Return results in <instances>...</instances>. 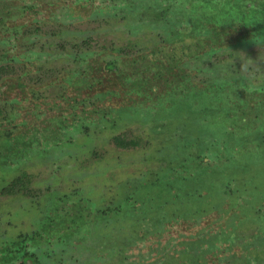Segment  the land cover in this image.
<instances>
[{
    "label": "rangeland",
    "instance_id": "374dc122",
    "mask_svg": "<svg viewBox=\"0 0 264 264\" xmlns=\"http://www.w3.org/2000/svg\"><path fill=\"white\" fill-rule=\"evenodd\" d=\"M148 2H153L157 13L139 17V27L149 29L148 20L162 25V35H169L181 47L180 54L176 51L181 67H170L175 79L171 72L164 73L154 90H159L158 98L139 101L155 105L162 99L164 109L155 105L153 110L161 111L166 119L160 122L167 123L174 115L166 97L174 98L180 86L177 82L183 83L181 73H185V79L194 85L193 92H200L189 102L194 100L200 105L196 108H205L198 133L183 127L181 117L163 141L153 128L157 120L143 123L144 106L135 105L126 110L131 116L137 113L142 121L123 118L119 131L107 129L105 134L95 133L102 130L96 127L83 137L87 140L83 150L74 151L75 161L59 147L45 148L43 143L38 148L36 142L34 152L23 154L18 144L23 155L12 152L5 156L9 165L0 168V191L24 173L29 174L30 183L27 194L0 193V243L33 230L41 216L58 221L57 208H68L69 219L77 222L62 224L61 229L55 223L59 229L50 235L51 242L64 236L69 245L60 255L62 260H56L61 264H264V114L255 107L264 96V0H0V12H9L10 29L20 23L27 29L22 42L11 41L7 52H32V64L23 65L28 76L23 72L19 77L37 83L33 77L37 75L40 85L34 86L38 92L33 94L39 98L53 94L63 73L68 72L62 69L73 65L69 59L74 56L69 49L55 57L51 51L57 43L79 42L89 34L101 58L106 48L112 50L128 41L124 32L127 16L122 14L131 12L134 4L146 8ZM167 9V16L163 15ZM169 10L174 11L170 14ZM166 17L169 22L164 23ZM152 32L146 31L150 41ZM87 56L80 57L86 60ZM43 59L50 68L40 71V65L46 66ZM152 59L156 60L150 56L144 59L146 64L135 62L142 70ZM14 65V73L23 68ZM13 74L5 76L13 78ZM2 90L9 96L16 91L10 92L6 86ZM179 92L176 99L182 97ZM118 97L101 103L127 102ZM224 100L243 102L244 111L238 112L240 116L230 113L225 105L233 108L234 102ZM21 102L14 108L27 107L26 101ZM26 113L22 112L26 123L15 134L42 140L48 127L38 128L39 121ZM148 115L155 118L153 112ZM188 117L193 120V115ZM123 131L140 140L137 148L123 150L111 142L113 133ZM180 133L190 136V141L181 139ZM59 134L71 141L70 133L60 130ZM94 149L100 153L96 160L87 156ZM74 190L84 196L78 194L80 202L74 207V203L57 201ZM51 191L57 198H51ZM23 206L24 214L14 221V210ZM107 207L110 210L103 213ZM51 246L55 248V244Z\"/></svg>",
    "mask_w": 264,
    "mask_h": 264
},
{
    "label": "flooded vegetation",
    "instance_id": "af4514ba",
    "mask_svg": "<svg viewBox=\"0 0 264 264\" xmlns=\"http://www.w3.org/2000/svg\"><path fill=\"white\" fill-rule=\"evenodd\" d=\"M207 1L209 3L217 1L218 3L222 0ZM76 2L80 3V0H76ZM152 3L153 2H148L149 6H146V8L143 5L139 6L134 4L131 6V10H129L131 12L122 14L121 17L125 15L127 16L126 26H128V28H125L124 32H127L128 41L121 46L117 44L112 50L106 48V51H102L101 58L96 53L97 48H94L96 44L93 45L95 41L88 36L89 34L83 36L79 42L71 41L67 42L66 45H64V43H57L55 46L56 48L51 52H55V57H60L63 56L64 53H68V51L71 50V54L74 56H70L69 60H71V64L73 65L69 66L68 69L67 67L62 69L67 70L68 72L63 73V81L60 82V87L57 88L53 94H47L43 97L40 96L41 98L36 96L37 94H33L38 92V90L34 89V86L40 85L38 84L40 77L35 75V72H30L29 74L35 75L33 77L37 83L26 82L23 77H19L23 72L25 77L28 76V74L23 70V65L32 64L34 54L32 52H20L12 55L8 53L9 49H7L8 46L11 45V41L21 43L22 38L27 36L26 26L25 24L20 23L16 26H12L13 28L10 29L11 24L7 21V15L9 12H0V66L5 67L3 71L0 70V143L2 144L0 149L4 150V153L0 151V168L2 165H9L6 161L7 158H5L6 155L11 154L12 152L18 155L32 153L34 152L33 149H35L34 144L36 142L39 143L38 148H41L40 144L43 143L45 144V148H51V146L53 148L59 147L61 152H66L67 155H69L71 158L69 160L75 161L78 158L74 156V151L82 149V146L84 148L87 140H84L83 137L86 138L89 136V132L94 130L96 127L97 129L100 128L102 130H96L95 133L100 131V133L105 134L103 131H106L107 129L119 131V127L124 124L123 118H127L128 121L135 119H140L142 121V118H140L137 113L134 114L136 116H131L126 110V108H132L135 105H137V108L139 105L144 106L141 113L147 115L142 116L144 118L143 123H152V121L157 120L155 123L156 125H153V128L155 131H158L157 136L159 139L163 140L166 133L171 132L177 122H180V119H182L181 117H184L185 119L183 127L187 126L195 128V131L198 133L197 129L200 125L199 120H204L205 118L202 114L205 111V108H196L197 105H200L195 104L194 100L193 102H189L191 98L198 97L200 92H193L192 87L194 85L191 81L185 79V73H181L183 76V83L177 82L180 86H178V91L176 90L177 93H175L176 95L174 98H170L169 95L166 97V99L169 100L167 106L170 107V111L174 115L173 118L167 121V123L160 122V120L166 119V116H163L161 111L158 109L155 111L153 110V106L155 105L164 109L163 103L161 102L162 99H160L155 105L143 104V101L154 99L152 96H155V99L159 97V90H154L157 83L165 76L164 73L169 74L167 72H171L173 78L175 79L177 75H174L175 72L172 73L173 70L170 67H181V64H179V61L176 59H181V56H177L176 53V51H178V54H180L181 47L175 45L174 43L176 41L172 40L169 35H162L160 32L164 30L162 25L157 26L155 21L148 20V25L151 26L149 29L139 27V17H142V15H150V12H153L154 14L157 13V11L154 12L156 8L154 5L152 6ZM172 11L174 10H169V13L171 14ZM102 12H104V10ZM167 12L168 9L166 12L162 13L164 15ZM162 19L164 18L162 17L161 20ZM157 20L159 21L160 18L158 17ZM129 21L132 22V24ZM167 22H169V20L166 17L164 23ZM144 23H146L145 20ZM33 29V36L36 37V32L38 31L36 25H34ZM150 30L154 31L152 32ZM146 31L152 32L151 34L153 38L151 41ZM54 33L56 32L54 31ZM95 53L97 56H94ZM81 54H85L86 56L88 55L86 60L80 57ZM150 56H153V58L155 57L156 60L152 59L154 62L149 63V65L144 68L142 67L141 70V67L138 66V60H142L140 63L146 64L144 59H147ZM14 59L15 61L18 60V62L15 63ZM42 61L43 62L41 63H45L46 66L40 65V71H42L43 68L48 70L50 67L46 64V61L44 59ZM9 63L15 64L14 66L19 69V65L23 68L21 71L18 70V73H14L12 71L11 64L8 65ZM132 64L134 65L132 66ZM159 66H161V69ZM7 74H13V78H7V76H5ZM3 86L8 87L10 92L16 90L14 91L15 94L12 96L7 95V93L2 90ZM179 90L181 92L180 96L182 97L181 99L178 97V99H176ZM32 94L34 96H32ZM202 95H205V93L202 92ZM108 97L109 100L118 97V99L123 101L125 100L127 102L121 104L116 103L113 100L110 101V103L114 106L108 102L103 105L101 102L105 101ZM139 99H142L143 101H139ZM27 100L30 102H27ZM21 101H26L27 107L23 109L14 108L15 105L20 106L22 103ZM31 101L32 104H30ZM140 102H142V104ZM226 102H234L235 107L233 108H231L232 105H225L226 110L230 113L240 116L238 112L244 111V109H242L243 102L233 100H226L225 103ZM2 107H5L6 110L4 111ZM255 107L259 113L264 114L263 95L258 99ZM25 110L29 117L31 115L34 122L39 121V125L37 126L38 128L43 127L45 129V127H48V131L45 130L47 133L41 134L42 140L40 137L27 140L24 136L15 134L16 130L26 123V119L22 117V112ZM150 112H153L155 118L148 115ZM179 113L184 114L182 115ZM196 113H198V120L194 119ZM100 114L103 115L101 120L98 119ZM190 115H193V120L188 117ZM207 119L208 118H206V120ZM60 130L70 133V142H66L62 139L64 136H60ZM182 130L186 131L185 128ZM163 131H165V133H163ZM41 132H44V130ZM180 134L181 139L186 138V142L190 141V136L187 137L185 134ZM107 139L108 138H106V140ZM110 139L116 147L123 150L137 148L140 144L139 139H136L133 136L127 137L124 135V131L119 135H115L113 133ZM170 139L173 140L172 137H170ZM163 141H161V143H163ZM56 143H59L60 146H56ZM62 143L66 146H62ZM18 144L22 147L23 154H19V151L22 150ZM63 147L67 149L64 150ZM87 156L96 160L100 156V153L98 150L94 149L90 150ZM28 183H30L29 174L24 173L21 176L12 178L8 185H3L0 193H8L10 196L27 194ZM78 194L83 196V194L79 193L78 190H74V192L65 194L58 198L57 201L61 200L66 203L70 202L68 204L74 203L71 204V207H74L76 203L80 202V200H77ZM35 198H40V196ZM51 198H57L54 191H51ZM82 198H84V196ZM25 209L26 206H23L14 210V221L18 220V218L15 217H20L24 214ZM108 210L110 209L107 207L103 213ZM45 211L48 210L45 209ZM69 211L70 210L68 208H66V210H59L57 208L58 221H56L57 218L55 217L50 218V215L41 216L37 220V224H35L36 228L33 230H26L14 239L9 240L8 237L6 241L0 243V264H61L56 262V260H62L60 255L66 252L68 249L67 246L69 245L66 244L64 236H59V239H54V241L51 242L50 235H52L51 233H56L58 231L59 226H55L56 224H59L61 229L62 224L77 222L73 218L71 222L68 217ZM38 212L39 215L42 213L40 210H38ZM64 215H66V217ZM67 227L72 226L70 225L64 227L65 230L69 229H67ZM50 243L55 244V248L52 247ZM59 250L60 252H58Z\"/></svg>",
    "mask_w": 264,
    "mask_h": 264
},
{
    "label": "trees",
    "instance_id": "16d2710c",
    "mask_svg": "<svg viewBox=\"0 0 264 264\" xmlns=\"http://www.w3.org/2000/svg\"><path fill=\"white\" fill-rule=\"evenodd\" d=\"M262 5H263V4H261V3H258V6H259V7H261V8H262ZM4 68H5V67H3V66H0V70H1V71H3V69H4Z\"/></svg>",
    "mask_w": 264,
    "mask_h": 264
}]
</instances>
